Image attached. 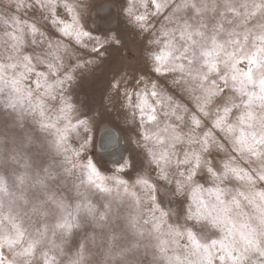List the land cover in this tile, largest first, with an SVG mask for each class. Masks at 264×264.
<instances>
[{"label":"clouds","instance_id":"obj_1","mask_svg":"<svg viewBox=\"0 0 264 264\" xmlns=\"http://www.w3.org/2000/svg\"><path fill=\"white\" fill-rule=\"evenodd\" d=\"M0 264H264V0H0Z\"/></svg>","mask_w":264,"mask_h":264},{"label":"rangeland","instance_id":"obj_2","mask_svg":"<svg viewBox=\"0 0 264 264\" xmlns=\"http://www.w3.org/2000/svg\"><path fill=\"white\" fill-rule=\"evenodd\" d=\"M130 55H131V53H130ZM113 63L115 64V63H116V61L114 60V61H113Z\"/></svg>","mask_w":264,"mask_h":264}]
</instances>
